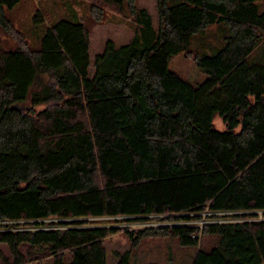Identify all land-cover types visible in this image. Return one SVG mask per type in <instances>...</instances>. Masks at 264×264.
<instances>
[{"label": "trees", "instance_id": "obj_1", "mask_svg": "<svg viewBox=\"0 0 264 264\" xmlns=\"http://www.w3.org/2000/svg\"><path fill=\"white\" fill-rule=\"evenodd\" d=\"M0 0V244L14 264L20 248H44L54 264H108L116 228L85 219L165 213H230L203 232H127L199 246L193 264H264V12L257 0H99L128 8L135 30H94L62 20L38 49L2 50L11 28ZM43 23L41 14L34 16ZM215 24L224 48L195 61L208 79L189 84L170 70L174 56ZM261 31H263L261 33ZM108 34L114 37L107 36ZM15 106L23 110L13 109ZM43 106L42 110L36 108ZM219 115L226 130L214 125ZM240 128V131L236 130ZM130 264L129 253H115Z\"/></svg>", "mask_w": 264, "mask_h": 264}, {"label": "rangeland", "instance_id": "obj_2", "mask_svg": "<svg viewBox=\"0 0 264 264\" xmlns=\"http://www.w3.org/2000/svg\"><path fill=\"white\" fill-rule=\"evenodd\" d=\"M182 0H171V4ZM259 12H264V0H257ZM41 14L43 23L36 24L34 16ZM6 15L11 22V28L1 33L2 50H15L28 44L34 49L41 46L42 38L47 34L49 28L62 20L73 23L85 24L87 29L97 30L107 25L122 26L135 30L134 20L129 14L128 8L121 11L113 6H106L99 0H22L14 9H7ZM228 27L224 24H215L196 34L190 44L189 50L185 53L174 56L170 63V70L180 75L186 81L194 86L203 84L208 76L204 74L197 66L195 57L197 55L214 56L225 46V39L228 35ZM92 31V32H93ZM263 31H261L262 33ZM109 37H114L108 34ZM264 39V36H263ZM259 57L264 52V42L259 47ZM44 107H38L36 110H42ZM214 125L217 130H226V125L219 115L214 119ZM240 131V128L236 130ZM205 210L195 213L203 221H210ZM194 213V212H193ZM224 215L218 217L221 220L235 219ZM244 219H251L246 216ZM86 220V219H85ZM117 224L126 223L121 218L117 219ZM88 227L92 228L96 224L92 220H86ZM116 235L110 236L105 240V248L108 251V264H117L115 253H129L130 264H193L195 255L200 245L206 251L210 250L217 242L215 237L204 236L199 246H184L178 239L153 237L144 239L137 248H133L128 233L124 228H118ZM112 229V228H110ZM20 253L26 264H54V258L47 256L44 248H33L22 246ZM65 263L69 264L72 259L69 252L64 253ZM141 260V261H140ZM15 257L6 244H0V264H14Z\"/></svg>", "mask_w": 264, "mask_h": 264}, {"label": "built area", "instance_id": "obj_3", "mask_svg": "<svg viewBox=\"0 0 264 264\" xmlns=\"http://www.w3.org/2000/svg\"><path fill=\"white\" fill-rule=\"evenodd\" d=\"M251 216V219H244L248 221H264V210H257L245 213ZM208 217H212L210 221H203L206 216L201 219L193 212L189 213H165V214H151V215H141V216H101V217H91L86 220H92L96 224H101V226L92 227L96 228H116L112 227L118 225V228H124L127 232L133 231H143V230H160V229H173V228H195L200 229L203 232L204 227L209 223H226L229 220H221L218 217L224 215H231L230 213H207ZM121 218L126 223L119 225L116 223L117 220Z\"/></svg>", "mask_w": 264, "mask_h": 264}, {"label": "water", "instance_id": "obj_4", "mask_svg": "<svg viewBox=\"0 0 264 264\" xmlns=\"http://www.w3.org/2000/svg\"><path fill=\"white\" fill-rule=\"evenodd\" d=\"M13 109H19L20 111H22V110H23V108H22V107H18V106H15Z\"/></svg>", "mask_w": 264, "mask_h": 264}, {"label": "crops", "instance_id": "obj_5", "mask_svg": "<svg viewBox=\"0 0 264 264\" xmlns=\"http://www.w3.org/2000/svg\"><path fill=\"white\" fill-rule=\"evenodd\" d=\"M141 261V260H140ZM140 264H143L142 262ZM150 264V263H149Z\"/></svg>", "mask_w": 264, "mask_h": 264}]
</instances>
